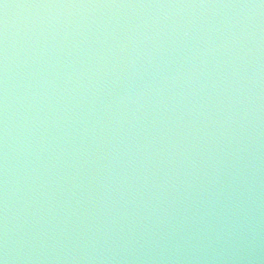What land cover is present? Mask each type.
<instances>
[{
	"label": "water",
	"instance_id": "95a60500",
	"mask_svg": "<svg viewBox=\"0 0 264 264\" xmlns=\"http://www.w3.org/2000/svg\"><path fill=\"white\" fill-rule=\"evenodd\" d=\"M2 264H264V0H0Z\"/></svg>",
	"mask_w": 264,
	"mask_h": 264
},
{
	"label": "clouds",
	"instance_id": "9594fccd",
	"mask_svg": "<svg viewBox=\"0 0 264 264\" xmlns=\"http://www.w3.org/2000/svg\"><path fill=\"white\" fill-rule=\"evenodd\" d=\"M0 264H2V262H0Z\"/></svg>",
	"mask_w": 264,
	"mask_h": 264
}]
</instances>
